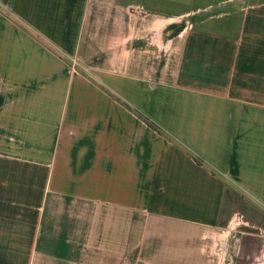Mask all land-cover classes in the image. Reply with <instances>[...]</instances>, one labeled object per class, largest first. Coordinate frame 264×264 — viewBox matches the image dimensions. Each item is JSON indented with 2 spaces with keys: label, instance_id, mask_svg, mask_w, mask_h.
<instances>
[{
  "label": "crops",
  "instance_id": "crops-1",
  "mask_svg": "<svg viewBox=\"0 0 264 264\" xmlns=\"http://www.w3.org/2000/svg\"><path fill=\"white\" fill-rule=\"evenodd\" d=\"M0 264H264V0H0Z\"/></svg>",
  "mask_w": 264,
  "mask_h": 264
},
{
  "label": "built area",
  "instance_id": "built-area-1",
  "mask_svg": "<svg viewBox=\"0 0 264 264\" xmlns=\"http://www.w3.org/2000/svg\"><path fill=\"white\" fill-rule=\"evenodd\" d=\"M70 61H71V63H72L73 65L76 63V60H75L74 57H70Z\"/></svg>",
  "mask_w": 264,
  "mask_h": 264
}]
</instances>
